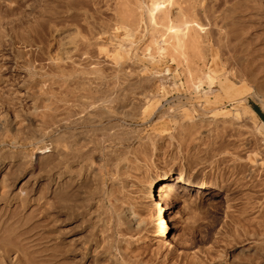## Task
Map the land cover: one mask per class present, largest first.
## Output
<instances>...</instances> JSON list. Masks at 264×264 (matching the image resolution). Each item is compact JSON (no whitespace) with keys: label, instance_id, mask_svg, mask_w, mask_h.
Wrapping results in <instances>:
<instances>
[{"label":"rangeland","instance_id":"374dc122","mask_svg":"<svg viewBox=\"0 0 264 264\" xmlns=\"http://www.w3.org/2000/svg\"><path fill=\"white\" fill-rule=\"evenodd\" d=\"M261 101L264 0H0V264H264Z\"/></svg>","mask_w":264,"mask_h":264},{"label":"bare ground","instance_id":"6f19581e","mask_svg":"<svg viewBox=\"0 0 264 264\" xmlns=\"http://www.w3.org/2000/svg\"><path fill=\"white\" fill-rule=\"evenodd\" d=\"M259 91V90H258ZM256 96L260 99L261 98V94L259 95L258 93H256ZM263 100V99H262ZM89 101V99L86 100V102ZM97 101V100H96ZM93 102V101H92ZM261 102H264V101H261ZM82 103V102H81ZM83 104V103H82ZM87 104V103H86ZM86 104H84V106L86 107ZM264 104V103H263ZM100 105V104H99ZM97 105V107L99 106ZM95 106V105H94ZM88 107V106H87ZM93 107V106H92ZM102 107V106H101ZM100 107V108H101ZM96 108V107H95ZM105 107L103 106L102 107V110H104ZM35 109V108H34ZM88 109V108H87ZM90 109V108H89ZM97 109V108H96ZM92 110V108L90 109ZM94 110V109H93ZM99 111V109H98ZM91 112V111H90ZM113 112V111H112ZM117 112V111H116ZM115 112V113H116ZM74 113V112H73ZM93 113V112H91ZM114 113V112H113ZM112 113V114H113ZM65 114V113H64ZM62 114V115H64ZM68 114V113H66ZM65 114V115H66ZM72 114V113H71ZM78 114V113H77ZM76 114V115H77ZM82 115V113H80ZM88 114V113H87ZM122 114V113H121ZM70 115V113L68 114ZM92 115V114H91ZM26 118V121H29V118L27 116H25ZM74 117V116H73ZM82 117V116H81ZM75 118V117H74ZM31 119V118H30ZM70 119V118H69ZM85 119V118H84ZM67 120V118H66ZM89 120V119H88ZM93 120V119H92ZM23 121V120H22ZM70 121V120H69ZM83 121V120H82ZM3 122V121H2ZM0 122V130L2 129L3 127V123ZM25 122V121H24ZM64 122V121H63ZM63 122H60L61 124ZM85 122V121H84ZM95 122V121H94ZM17 123V122H16ZM89 123V122H88ZM92 123V122H91ZM76 124V123H75ZM15 125V124H14ZM64 125V124H63ZM18 126V125H17ZM58 126V125H57ZM60 128V127H59ZM111 130V129H110ZM109 130V131H110ZM93 131V130H92ZM112 131V130H111ZM112 132H110L109 134H111ZM80 135V134H79ZM87 135V134H85ZM113 135V133H112ZM91 136V135H90ZM94 136V135H93ZM110 136V135H109ZM115 136V135H114ZM86 137V136H85ZM72 138V137H71ZM76 138V137H75ZM93 138V137H92ZM116 138V137H115ZM94 139H95V136H94ZM97 139V138H96ZM117 139V138H116ZM89 140V139H87ZM98 140H101L98 138ZM106 140V139H105ZM115 140V139H114ZM81 141V140H80ZM82 142V141H81ZM80 142V143H81ZM97 142V141H96ZM99 142V141H98ZM111 142V140H110ZM115 142H117L115 140ZM79 143V142H78ZM83 143V142H82ZM92 143V142H90ZM95 143V142H94ZM106 143V142H105ZM100 144V142H99ZM98 144V145H99ZM102 144V143H101ZM79 145V144H78ZM89 145V143L87 144ZM91 145V144H90ZM58 146V145H57ZM71 146V145H70ZM81 146V145H80ZM85 146V145H83ZM101 146V145H100ZM59 147V146H58ZM58 147H55L54 146V150L52 151L54 154H52L51 158L53 157H60L63 153H64V150L61 149V148H58ZM61 147V146H60ZM68 147V146H67ZM66 147V148H67ZM79 147V146H78ZM63 148V146H62ZM65 148V146H64ZM72 148V146H71ZM70 148V149H71ZM76 149V148H74ZM81 149V148H80ZM93 149V148H92ZM95 149V148H94ZM79 149H77V152H78ZM82 150V149H81ZM49 150H44V149H38V151H35V154H34V157L37 160H42L43 159L45 160L46 157H49L48 155H46V152H48ZM50 151V152H51ZM73 151V150H72ZM90 151V150H89ZM92 152V150H91ZM87 154V152H85ZM66 154V153H65ZM64 155V154H63ZM83 155V154H82ZM89 155H90V152H89ZM68 156V155H67ZM88 155H86L87 157ZM66 157V156H65ZM65 157L62 156L63 159H65ZM71 157V156H70ZM50 158V157H49ZM54 158V159H55ZM53 159V160H54ZM61 160V158H59ZM62 159V160H63ZM87 159V158H86ZM50 160V159H49ZM52 160V159H51ZM52 160V161H53ZM80 160V159H79ZM91 160V159H90ZM82 161V160H81ZM57 163H59L60 161H56ZM65 162V161H64ZM75 162V161H74ZM77 162V161H76ZM80 163V162H79ZM74 164V163H73ZM64 165V164H63ZM79 165V164H78ZM88 165V164H87ZM75 166V165H74ZM77 166V165H76ZM77 168V167H76ZM79 168V166H78ZM65 169V168H64ZM70 169V167H69ZM66 170V169H65ZM68 170V169H67ZM74 171V169L72 170ZM55 172V171H54ZM57 172H60V171H56ZM70 171L68 172H64L63 174L61 173H55L54 175L56 176V182H55V186H56V190L59 189L60 187L64 186V184L66 185V183H70V174H69ZM78 172V171H77ZM71 173V172H70ZM53 175V176H54ZM79 175V174H78ZM91 175V174H90ZM72 176V175H71ZM86 176V175H85ZM168 174L166 173H161L160 175H158L156 178L153 179V182L152 184L147 188L146 190V193L143 195V202L145 205L149 206L155 213H156V216H157V224L159 225V232L155 234V238L157 239V241L159 242H163L165 241L166 242H170L171 244L173 245H179L180 244V240L178 237H176L174 235V231L176 230V227H174V225L172 224L171 220L169 219L168 217V213H169V210L172 209V206L171 204H168V200L171 198V196H173L174 193L178 192L179 189L182 187L184 188L183 190V193L184 194H190L192 192H195L196 190H202V191H206L205 194H207L208 196H210L212 193H213V189L211 188H206L205 186L203 185H198V184H194L192 183L188 178H186V175L182 172H179L177 173L172 179H171V182L169 181L168 179ZM82 177V176H81ZM76 178V176H75ZM78 178V177H77ZM86 178V177H85ZM84 178V179H85ZM73 180V179H72ZM76 180V179H75ZM73 182V181H71ZM157 184V185H155ZM69 185V184H68ZM68 185H66V187H68ZM73 186V184H70ZM69 185V186H70ZM155 185V187H154ZM78 186V185H77ZM71 187V186H70ZM55 188V187H54ZM64 189H69V188H64ZM71 189V188H70ZM73 189H74V186H73ZM60 191V190H59ZM64 191V190H63ZM68 192V191H67ZM124 209V208H123ZM122 210V208H121ZM130 209H124L122 211V217L127 219V220H132L134 218V215L129 213ZM121 217V218H122ZM119 218V217H118ZM168 244V243H166ZM169 246V245H168Z\"/></svg>","mask_w":264,"mask_h":264}]
</instances>
